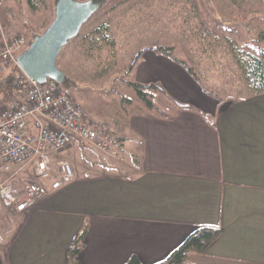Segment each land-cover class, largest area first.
I'll return each mask as SVG.
<instances>
[{
    "label": "crops",
    "instance_id": "0c3cea01",
    "mask_svg": "<svg viewBox=\"0 0 264 264\" xmlns=\"http://www.w3.org/2000/svg\"><path fill=\"white\" fill-rule=\"evenodd\" d=\"M8 1L0 0V42L12 33ZM134 68V82L160 83L194 109L129 114V133H115L124 163L85 160L33 207L5 210L0 264H67L83 229L80 264H123L132 255L156 264L201 224L220 234L180 264H264V93L218 100L153 49Z\"/></svg>",
    "mask_w": 264,
    "mask_h": 264
},
{
    "label": "rangeland",
    "instance_id": "374dc122",
    "mask_svg": "<svg viewBox=\"0 0 264 264\" xmlns=\"http://www.w3.org/2000/svg\"><path fill=\"white\" fill-rule=\"evenodd\" d=\"M53 4L54 0H9L11 32H21L28 39L41 33L54 16ZM104 21L109 24L111 44L92 33ZM263 30L264 9L246 11L233 0H106L61 49L56 64L70 80L66 88L85 115L121 135L118 130L129 133L125 130L129 114L150 111L138 92L125 84L136 81L135 68L128 67L139 49L168 48L192 67L208 89L231 102L250 94L236 56L264 48ZM151 98L162 110L176 108L162 93L153 91ZM123 156L120 161L74 141L53 161L65 159L74 168L85 166V160L116 166L128 159ZM5 210L0 206L1 216Z\"/></svg>",
    "mask_w": 264,
    "mask_h": 264
},
{
    "label": "built area",
    "instance_id": "2783aa9c",
    "mask_svg": "<svg viewBox=\"0 0 264 264\" xmlns=\"http://www.w3.org/2000/svg\"><path fill=\"white\" fill-rule=\"evenodd\" d=\"M28 44L21 32L3 38L0 77L18 66L17 55ZM27 79L15 98L0 99V206L11 212L33 207L72 180V164L65 159L54 162L53 156L74 141L120 161L125 158L113 132L90 120L62 83Z\"/></svg>",
    "mask_w": 264,
    "mask_h": 264
},
{
    "label": "trees",
    "instance_id": "16d2710c",
    "mask_svg": "<svg viewBox=\"0 0 264 264\" xmlns=\"http://www.w3.org/2000/svg\"><path fill=\"white\" fill-rule=\"evenodd\" d=\"M32 1V0H29ZM100 3L105 2L106 0H97ZM241 9L251 12L261 11L264 9V0H233ZM55 2V0H54ZM54 5V4H53ZM54 8V7H53ZM54 14V13H53ZM53 18V17H52ZM52 20V19H51ZM50 20V21H51ZM47 22L45 27L50 23ZM93 34L97 39H100L105 44H111L112 37L110 34V28L108 22L104 21L97 25L93 30ZM264 37V30L262 32ZM34 36V35H33ZM32 36V37H33ZM32 37L29 39L31 41ZM146 49H153L156 52L163 53L176 62L182 65V67L196 80L203 91L218 100H221V97L214 94L210 89H208L203 82L199 79L192 67L188 66L184 61L175 58L171 55L168 48L164 46H150L141 48L137 51L136 55L131 60L128 70H131L135 67L137 61L140 59L141 54ZM239 67L242 70L244 76V81L246 83L247 90L250 92L248 96H253L257 94L264 93V48L254 47L252 52H242L236 56ZM28 79L24 72L17 65L11 66L7 69L3 75L0 77V99H10L15 98L19 95L26 86ZM70 80L65 76L64 83L65 87L68 86ZM125 84L133 87L139 94V97L144 101L145 106L150 110L160 116L171 117L173 113L160 109L151 98L153 91L155 93L159 92L167 96L175 106L185 109H194V106L191 104L180 102L172 98L165 90V88L160 83H138L134 81L126 80ZM220 227L215 224H201L190 233L185 240L175 248L169 256L163 261L156 264H180L189 260L190 253L192 252H203L208 245H210L220 234ZM84 234L85 229L81 230L76 234V236L71 241L67 249V264H80L79 262V251L84 245ZM123 264H141L139 259L132 255L129 257Z\"/></svg>",
    "mask_w": 264,
    "mask_h": 264
},
{
    "label": "water",
    "instance_id": "95a60500",
    "mask_svg": "<svg viewBox=\"0 0 264 264\" xmlns=\"http://www.w3.org/2000/svg\"><path fill=\"white\" fill-rule=\"evenodd\" d=\"M99 6L97 0H55L50 23L17 55V64L24 74L37 82L51 78L64 83L65 74L57 66L56 58Z\"/></svg>",
    "mask_w": 264,
    "mask_h": 264
}]
</instances>
